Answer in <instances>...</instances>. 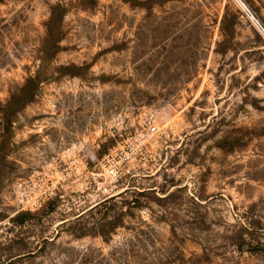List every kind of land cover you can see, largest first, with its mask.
Instances as JSON below:
<instances>
[{"label": "rangeland", "instance_id": "rangeland-1", "mask_svg": "<svg viewBox=\"0 0 264 264\" xmlns=\"http://www.w3.org/2000/svg\"><path fill=\"white\" fill-rule=\"evenodd\" d=\"M146 1L0 0V264H264V0Z\"/></svg>", "mask_w": 264, "mask_h": 264}, {"label": "trees", "instance_id": "trees-1", "mask_svg": "<svg viewBox=\"0 0 264 264\" xmlns=\"http://www.w3.org/2000/svg\"><path fill=\"white\" fill-rule=\"evenodd\" d=\"M152 0H147L145 2L146 7L151 8L153 5L151 4ZM32 81H37L35 78H28L26 82H32ZM27 83L21 87L19 94L12 93L10 97L6 100L5 104L2 106L1 110L3 111V122L7 125V129H9L11 125V121L13 119V114L17 112L21 107H24L25 104L33 100L34 93L27 92ZM2 136V135H1ZM7 135H4L5 139ZM3 143V142H2ZM4 150L0 148V154H3ZM6 152L3 154L2 158L5 157ZM29 212H27L28 214ZM23 213H17L16 218H21ZM115 226L114 222H110V229H113Z\"/></svg>", "mask_w": 264, "mask_h": 264}, {"label": "built area", "instance_id": "built-area-1", "mask_svg": "<svg viewBox=\"0 0 264 264\" xmlns=\"http://www.w3.org/2000/svg\"><path fill=\"white\" fill-rule=\"evenodd\" d=\"M242 5V8L244 10V12L250 16L251 20L253 21L254 25L257 26V28H259V30L264 34V28L261 26V24H259V22L257 21V19L254 18V16L251 14L250 10L243 4ZM148 132L149 133H156L158 132V125L156 122H151L149 125H148ZM107 172L110 173V174H114L115 173V168L114 167H109L107 169Z\"/></svg>", "mask_w": 264, "mask_h": 264}]
</instances>
